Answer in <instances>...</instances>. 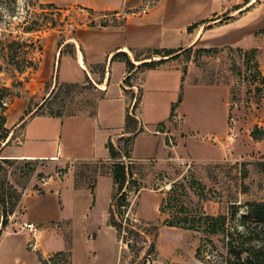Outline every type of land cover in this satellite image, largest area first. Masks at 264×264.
I'll list each match as a JSON object with an SVG mask.
<instances>
[{"label":"rangeland","instance_id":"rangeland-1","mask_svg":"<svg viewBox=\"0 0 264 264\" xmlns=\"http://www.w3.org/2000/svg\"><path fill=\"white\" fill-rule=\"evenodd\" d=\"M74 1L0 0V85L11 87L10 94L2 99L7 105L6 127L11 126V120L20 110L16 103L32 109L36 101L38 104L48 99L47 105L38 111L46 113L55 101V94L65 96L67 113L94 110L101 94L95 82L92 85L84 80L79 83L86 86L76 88L72 94L65 93L63 83H72L79 75L73 67V48L63 42L88 20L92 28H102L122 26L126 18L122 14L117 18L115 11L95 13ZM253 7L264 11V0H241L240 5L232 6V11L240 14ZM255 14L256 10L247 18L248 23L253 22ZM258 28L254 36L237 40L238 44L211 46L218 47V51L204 50L206 46L201 42L189 45L193 40L189 34L174 48H182L173 59L181 65L186 77L180 104L182 115L170 119L169 158L136 164L135 177L141 182L142 192H137L135 186H125L131 201L129 210L136 209V213L129 211L130 214L137 221H153L157 226L144 221L143 226L134 224L138 235L132 236L131 245L119 240V264H227L231 248L260 247L264 240V217L256 211L260 209L258 204L264 202V139L261 138L264 136L261 132L264 131V22ZM223 29L226 28L215 31ZM88 62L91 75L100 82L106 57L97 56ZM121 62H125L122 57L115 59L114 69ZM19 66H23L22 71ZM142 74L134 72L131 78L136 85L135 95L142 88ZM23 127L14 131L11 126L13 133L0 141V165L7 170L8 181L19 191L23 190L24 196L26 188L42 181L36 173L48 163L37 160V171L28 174L25 160L16 159L11 164L1 160L17 158L8 156L7 149L22 140ZM123 144V140L118 142L120 146ZM122 160L129 162L130 158L123 156ZM70 168L76 172L78 184L92 189L99 175L112 173V163L104 160L68 162L57 169L63 176ZM3 187L6 189L8 185ZM109 193L108 188L99 191L98 211L107 208ZM164 197L167 202L159 210ZM22 205L21 201V207L10 215L7 226L2 228L0 223L1 237L22 230ZM125 225L124 220L123 236L127 235ZM44 227L41 237L46 248L53 252L44 255L41 248H34L35 238L31 236L32 252L49 257L51 264H91L97 243L89 240L85 244L73 238L82 234L95 237L96 228H79L67 221ZM104 246L105 251L98 254L99 263L106 264L109 257L108 264L111 259L114 263L117 250L112 239L106 240ZM3 247L0 243V263ZM61 249L71 250L72 257L65 253L54 255Z\"/></svg>","mask_w":264,"mask_h":264},{"label":"crops","instance_id":"crops-1","mask_svg":"<svg viewBox=\"0 0 264 264\" xmlns=\"http://www.w3.org/2000/svg\"><path fill=\"white\" fill-rule=\"evenodd\" d=\"M153 2L155 4L151 5ZM73 3L80 4L95 13L115 11L113 14L118 15L117 18H120L121 14L126 18L122 26L102 28H92L88 20L75 28L76 37L71 35L63 42L75 45L73 67L79 78L73 82H84L89 76L99 90L104 92V96L96 102L95 115L90 113L63 116L35 114L45 99L38 104L36 101L31 110L24 103H16L20 110L10 124L15 131L24 123L23 137L14 147L7 149V154L17 158L42 159L48 163L36 173L42 181H35L32 186L26 188L22 199L23 221L35 222L40 228L34 248H41L44 255L53 252L46 248L41 237L43 230L46 229L44 225H51L56 221H67L72 222L75 227L97 229L95 237L90 238V235L82 234L73 238V241L85 244L89 240L97 243L98 249L91 259V264H100L98 254L100 251H105L106 240L110 239H112L113 248L116 246L117 250L115 262L112 263L111 259L110 264H119V239L115 227L108 224V211L115 188L112 173L99 175L92 189L86 184L77 183L74 169L70 168L63 176H60L57 169L62 164L74 161L104 160L110 164L113 159L110 157L108 141L111 140L118 145L123 136L131 135L124 132L129 105L124 87L133 92L136 85L131 87L125 85L124 80L128 75L126 63L121 62L116 66L117 69H114L112 64L115 60L111 61L112 55L119 51H126L135 63H139L134 59L131 47L178 48L187 34L193 36L189 45L195 42H201L206 47L238 44L240 39L248 35L254 36L259 29L258 25L264 22V11L259 7H253L252 10L249 9L240 14L237 11L233 12L232 6L240 5L241 0H159L157 2L155 0H75ZM143 8L146 9L145 12L142 11ZM229 9H231L228 13L230 19L220 24L219 20L225 17L222 14ZM254 10H256L255 18L252 23H248L247 18L250 14L253 15ZM201 20L207 22L197 27L194 32L187 31L190 24ZM218 28L226 29L216 32ZM97 56L106 57L100 82L94 79L88 68V60ZM142 75L143 96L137 114L139 126L144 127L145 131L135 136L130 160L148 162L168 159L169 137L167 135L172 133L170 115L173 104L182 95L185 72L181 65L170 58L161 65L148 69ZM228 103L227 101V106ZM180 104L181 102L175 111L177 118L182 115ZM27 110H29L28 113ZM226 112L228 114V109ZM161 122L165 123L162 129L158 127ZM106 188L110 190L107 196V208L98 211L97 196L99 191H104ZM0 239L5 249L0 264L3 262L4 264H40L37 255L28 248L31 239L28 230L8 233ZM111 250L112 246L110 253ZM109 259L110 257L106 264L109 263Z\"/></svg>","mask_w":264,"mask_h":264},{"label":"trees","instance_id":"trees-1","mask_svg":"<svg viewBox=\"0 0 264 264\" xmlns=\"http://www.w3.org/2000/svg\"><path fill=\"white\" fill-rule=\"evenodd\" d=\"M240 8V6L236 7V9ZM230 17L228 15H225L222 19L219 20L220 24L227 22ZM207 21H196L192 24H190L187 28L188 32H194V30L199 27L200 25L204 24ZM264 31V30H263ZM72 37H76L75 34L72 35ZM63 41L59 42V44H62ZM66 45H70L73 48V52L75 51V45L72 43H67ZM130 50L133 53L134 59L136 61H139V63H135L130 56V54L126 51H119L112 55L111 61L117 59L118 57H122V59L125 61L127 65L128 75L126 76L124 83L127 86H133L134 83L131 82V78L133 77L134 72L139 71L140 73L146 72L148 69L155 68L162 63H164L166 60L173 58L181 53L182 48L174 49V48H166V47H131ZM206 51H218V47H205ZM162 56L160 59H154V56ZM149 59V60H148ZM105 67V66H104ZM20 71H22L23 66L18 67ZM104 71V68L102 69ZM20 84L22 81H18ZM87 84H92L93 81L89 76L86 78ZM85 83V84H86ZM63 86L66 88L65 93L67 95L72 94V92L79 87L86 86L84 83L79 82H72V83H63ZM97 88V87H96ZM11 87L7 85H0V141L6 140L12 130L5 126L6 123V115L5 110L7 109V105L2 100L5 98L8 94H10ZM101 94L99 96L103 97L104 92L101 91ZM124 92L128 96L129 105L127 106L126 111V119H125V127L124 132L131 133V135H126L121 138V140L124 141L123 146L115 145L113 141H108V148L110 152V157L113 159L112 162V173L115 183L114 188V195L113 200L110 204L109 211H108V224L115 227L117 236L119 240L127 241L128 244L131 245V239L132 236L138 235V231L133 229V225L138 224V226H143L142 223L145 222V224H153L157 226L153 221H146L141 220L137 221L133 215L130 214L136 213V209L134 207H131V201L129 199V194L126 187L135 186L136 191H140L142 188L141 182L137 177H135V167H137V163L135 161L130 160L129 162H125L122 160L123 156H126L128 158H131L133 146H134V140L135 136L139 133H142L145 131L144 127L139 126V118L137 114V110L140 107V103L143 96V88H140V93L138 95H135L134 92H131L130 89H127L124 87ZM131 92V94H130ZM53 93V92H52ZM52 93L49 95V97L52 95ZM55 101L53 104H50L46 113L50 115H56V116H63L65 114H75L74 112L67 113L64 111L65 107V96H62L61 94L57 95L55 94ZM61 97V98H60ZM51 100V99H50ZM135 100V101H134ZM182 101V95H180L178 101L173 104L172 112L170 115V119H173L176 115V107L177 105ZM48 99L41 104L39 109L35 111V114L39 113L38 111L40 109H43L47 104ZM134 102V103H133ZM133 103V108L131 110V105ZM96 105L94 110L90 113L91 115L96 114ZM31 110V109H29ZM27 110V113L29 112ZM45 113V112H43ZM24 125V123L22 124ZM165 125L164 122H161L158 124L159 128H163ZM262 135L264 134V131H261ZM14 138V135H12L10 141ZM264 139V136L261 137ZM6 142V144H8ZM25 160L27 172L28 174H32L35 171H37V160L42 159H26V158H10V157H3L1 160L6 164H11L14 160ZM4 170L2 173L3 175H0V223L2 224V228L8 225L9 223V217L11 214H13L17 208L21 207V201L23 199V190L19 191L17 187L8 181L7 177V170L3 165H0V174L1 171ZM8 185V187L5 189L3 186ZM1 186L4 188V190H1ZM22 187L25 188V186ZM166 197L162 198L161 200V206L159 207V210H163V207L166 204ZM260 209H258L256 212L259 216L264 217V202L261 204H258ZM130 211V212H129ZM24 212V211H23ZM129 212L128 216L127 213ZM124 220L126 221L125 230L127 232L126 236H123V230H124ZM144 221V222H143ZM164 221V220H162ZM172 225V224H170ZM146 227V226H145ZM2 228L0 229V238L2 235ZM137 232V233H136ZM30 250V246L28 247ZM231 257L227 261V264H264V240H262V243L260 247H242V248H231L229 250ZM67 254L68 257H72L71 250L64 251L59 250L54 253V255H61V254ZM38 259L40 260V264H51V259L43 254L39 253L37 254Z\"/></svg>","mask_w":264,"mask_h":264},{"label":"built area","instance_id":"built-area-1","mask_svg":"<svg viewBox=\"0 0 264 264\" xmlns=\"http://www.w3.org/2000/svg\"><path fill=\"white\" fill-rule=\"evenodd\" d=\"M143 12L146 11L145 8L142 9ZM21 229L28 230L30 235L33 236V238L37 239L40 234V228L35 222L31 221H23L21 225ZM35 244V243H34ZM33 244V245H34Z\"/></svg>","mask_w":264,"mask_h":264}]
</instances>
